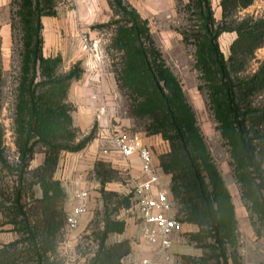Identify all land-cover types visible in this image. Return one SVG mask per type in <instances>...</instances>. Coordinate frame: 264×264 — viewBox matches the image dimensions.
<instances>
[{
    "label": "trees",
    "instance_id": "trees-1",
    "mask_svg": "<svg viewBox=\"0 0 264 264\" xmlns=\"http://www.w3.org/2000/svg\"><path fill=\"white\" fill-rule=\"evenodd\" d=\"M109 1L114 15L120 16L112 21L116 25L113 46L122 53L119 83L129 93L132 114L143 121L146 133L161 135L169 142L170 150L160 155V165L171 174L170 188L179 204L178 214L184 222L200 227L194 238L214 240L208 244L212 253L205 262L230 264V256L237 259L236 249L230 251L237 242L235 205L195 110L158 47L149 20L125 0ZM56 2L11 3L15 7L12 28L19 30L22 43L14 117L19 161L12 164L7 159L5 129L0 120V166L17 175L9 222L20 237L0 249V264H64L58 246L65 234L68 194L55 172L62 151H80L94 137L92 132L78 139L80 132L72 118L75 107L68 101L72 80L80 77L81 69L74 66L60 74L61 55H44L42 18L56 14ZM253 3L254 0H221L222 15L217 20L212 0H189L186 7L192 24L183 33L184 40L196 47L195 65L202 80L199 88L209 96L233 158L235 176L242 184L243 198L264 218V61L254 72H247L256 51L264 46V16L239 14ZM107 24L111 23L99 26ZM224 32L237 35L228 57L219 42ZM3 82L0 59V111ZM38 147L43 148L45 157L31 169ZM96 167L103 185L116 172L103 161ZM36 185L42 195L39 206L31 212L24 199ZM103 195L104 226L98 232L99 247L90 264H124L123 258L132 251L130 240L109 244L107 239L112 233L124 232L126 221L113 214L118 207L131 206L132 194L104 191Z\"/></svg>",
    "mask_w": 264,
    "mask_h": 264
},
{
    "label": "rangeland",
    "instance_id": "rangeland-1",
    "mask_svg": "<svg viewBox=\"0 0 264 264\" xmlns=\"http://www.w3.org/2000/svg\"><path fill=\"white\" fill-rule=\"evenodd\" d=\"M125 1L131 4L128 0ZM176 1L175 10L169 15L156 16L149 21L153 36L158 47L161 49L167 64L180 79L188 101L195 110L198 125L210 148L213 159L231 192L237 217V242L236 246L230 248V251L236 249L237 259L234 260V258L230 256L229 262L230 264H264V218L253 211L251 203L247 202L243 198L242 184L235 176L233 158L229 151V146L225 143V140L221 135L218 122L215 119L210 105L209 96L206 91L199 88L202 80L200 78L201 73L195 65L196 47L192 42H186L184 40L183 33L188 30L192 24L190 20V13L186 7L189 0ZM220 1L221 0H212V6L217 20H220L222 15ZM59 2L60 0H57L56 10ZM12 9L14 10L15 7L12 8L10 4L11 25ZM239 14L242 16L246 14L253 15L255 17L264 16V0H254L252 5L241 10ZM117 18L119 19L120 16H115L113 11V16L107 22L95 23L90 26L92 31L97 32L95 36H92L90 33L81 34L79 46L82 48L81 52L86 53L87 59L84 60L81 58L79 59L81 60L80 62L73 64L71 61L73 58H71L70 55V57L65 61L62 60L59 73L65 74L74 66L81 69V76L72 80L69 88L68 101L75 107L72 111V118L78 111L79 107V103L75 98V91L79 85L86 86L87 88L92 87L94 90H99L100 92L107 89V92L113 94L112 97L108 99V102L110 101L111 104L108 105L106 112L102 110L103 112L100 111L98 114L108 117V127H110V125L113 127L114 123H116L113 118H117L118 121L125 122L127 125H130L129 127L132 132H138L140 134L142 133V135L151 136L146 133L143 121L136 118L132 114V99L129 96V93L125 91L119 83L118 73L121 69L122 53L113 46L114 37L116 35V25L115 23H112L113 19ZM109 22L111 24H107L102 27L99 26ZM12 31L13 48L11 53V63L7 69H4L0 54L4 79L0 120L5 129L4 145L6 147L7 159L14 164L19 161L18 147L15 142L16 134L14 117L17 87L19 85L20 78L22 43L20 40L19 30H13L12 28ZM236 36L235 32H224L219 37L221 49L225 53L226 57L230 55V46ZM262 61H264V46L256 51V56L251 61L247 72H254ZM97 72L100 73V75L107 72L110 73L112 77H94ZM85 74H87V77H85ZM37 80H40V78ZM124 119L127 122L124 121ZM75 127L80 132L78 139L84 137L85 135H89L92 132L94 133V137L84 149L80 151L64 150L61 152L60 158L63 154L69 152L72 156H76L78 155V152L81 153L86 151L95 141L97 132L101 128L98 120H95L91 126H88L84 131H82L79 126ZM102 147L103 144L101 143L99 146V155H101ZM153 151L155 153L156 163L157 156H159L158 165L161 167L160 155L166 152H164V149L161 148H157L155 150L154 147ZM40 154L45 157L43 148L38 147L34 159L31 162V169L36 167L34 162ZM104 159V157L100 156V159L97 161H92L90 164H86L88 169L84 180L90 185L91 189H89L92 192L91 201L93 204L91 210L85 214L86 217L81 225L79 222L80 227L78 226V228L73 231L65 229L64 237L58 246L59 256L63 259L64 264H90L91 258L94 256L95 251L99 247L100 238L98 237V232L100 230L102 231L104 226L103 218L105 216L106 205V199L103 195L104 191L116 192L120 195L132 194L133 196V180L130 174H126L124 172L120 173L119 170L115 169L116 172L113 173V177L108 179L104 185L101 183V176L98 172H96V166L98 162H102ZM108 166L110 165L108 164ZM164 173L165 172L163 171L162 177L164 176ZM16 180V174L11 173L6 169H2L0 166V189H2L0 192L2 193L0 195V217L4 221L12 220L11 212L14 197L13 187L16 185ZM162 180L164 185L169 188L170 195L173 198L175 205L179 206L177 199L171 192V180L170 183L164 180V178ZM61 182L66 191L69 190V183L66 182L65 179L61 180ZM118 182L124 185V190L114 189V184ZM67 194L68 196L65 202V208L69 211L72 194L68 192ZM41 195V189L38 185L34 186L33 190L29 191L26 195L24 202L31 212L39 206L38 199ZM132 196L130 199H132ZM110 206L113 208L112 203ZM134 213L131 206L129 208L118 207V210L114 212L113 217L126 221L125 230L123 233L110 234L107 239V243L111 244L122 239H139L140 236H142L139 225L140 221H135L133 218ZM199 229L200 227L197 226V229L195 230H185L181 233L179 237L180 241L177 243L179 252H173V250H170L168 254L169 256L159 259L158 262L163 264H211L213 261L205 262L204 260L212 253L208 244L214 243V240L210 237L206 239L194 238L193 234L198 232ZM74 231L77 233V237L70 244L68 242V234ZM124 258V264L131 263L127 262L128 258H125V260Z\"/></svg>",
    "mask_w": 264,
    "mask_h": 264
},
{
    "label": "crops",
    "instance_id": "crops-1",
    "mask_svg": "<svg viewBox=\"0 0 264 264\" xmlns=\"http://www.w3.org/2000/svg\"><path fill=\"white\" fill-rule=\"evenodd\" d=\"M13 0H0V54L4 69L10 66L11 53L13 48V31L10 18V4ZM133 7L137 9L143 18L149 21L152 18L160 15H169L175 10L176 0H128ZM113 16V10L109 0H60L57 6L56 14L51 16H43V37H44V55L46 57L61 55L65 61L67 58L73 64L80 62L81 58L87 59L86 53H82V48L79 46L80 35L83 33H90L92 36L97 34L92 31L90 26L95 23L107 22ZM225 54V53H224ZM79 60V61H78ZM81 64V63H79ZM87 74H85V77ZM81 76V75H80ZM94 77H112L110 73L97 72ZM75 98L79 103L78 111L73 116V124L79 126L82 131L86 130L88 126L98 120L100 129L92 145L84 152H78V155L72 156L71 153L63 154L60 158L59 165L55 172V177L59 180H66L68 182V193L72 194L70 209L74 204V193L79 189H89L90 185L84 180L87 174V163L97 161L100 159L99 146L104 143L107 135L109 119L101 114L100 111H107L108 99L112 97V93L94 90L92 87L79 85L75 91ZM97 97V98H96ZM102 111V112H103ZM101 115V116H100ZM110 115V114H109ZM114 119V126L119 131H129L130 125L125 122ZM124 121H126L124 119ZM127 122V121H126ZM140 134V133H139ZM144 141L154 147L164 149V152L169 150V142L161 138L160 135L146 136L140 134ZM158 153V152H157ZM73 154V153H72ZM103 161L107 162L112 168L119 170L120 173H126L133 176L141 169V161L137 156L131 157L129 160L117 156L114 153L104 157ZM44 155L40 154L35 159L34 164L37 166L43 162ZM33 161V160H32ZM156 161V159H155ZM157 164H159V156H157ZM130 168V171H126ZM164 180L170 183L171 175L164 173ZM107 188V187H106ZM91 189V188H90ZM114 189L124 190L122 183H115ZM42 193V192H41ZM91 202V206H92ZM86 215L80 217V225L85 219ZM80 227V226H79ZM197 225L192 223L185 224V230H195ZM20 237L13 223L4 221L0 217V249L4 246L15 242ZM77 233L71 232L68 234V242L71 244L76 239ZM180 235L175 237L173 245V252H179L177 243L180 241ZM132 252L125 258L130 264H138V261L143 257H151L152 246L142 236L139 239H130ZM175 250V251H174ZM181 252V251H180ZM183 252V251H182ZM172 253V251H171ZM171 255V254H170ZM124 258V260H125ZM152 264H163L155 261Z\"/></svg>",
    "mask_w": 264,
    "mask_h": 264
},
{
    "label": "built area",
    "instance_id": "built-area-1",
    "mask_svg": "<svg viewBox=\"0 0 264 264\" xmlns=\"http://www.w3.org/2000/svg\"><path fill=\"white\" fill-rule=\"evenodd\" d=\"M108 129L101 157L114 153L127 160L137 156L141 161L140 171L131 176V209L135 212V221H140L142 237L152 246L151 257L141 258L138 264H152L169 256L175 237L185 231L186 222L178 214V206L175 205L169 188L164 185L163 170L155 161L152 146L138 132L119 131L113 127ZM126 171H130V168ZM91 199L90 189L75 191L74 204L67 215L66 230L73 231L78 228L80 217L92 208Z\"/></svg>",
    "mask_w": 264,
    "mask_h": 264
}]
</instances>
